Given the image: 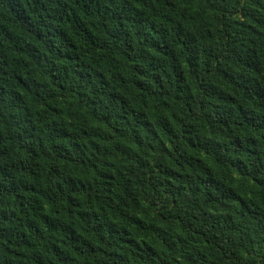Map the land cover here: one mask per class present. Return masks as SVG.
<instances>
[{
  "label": "trees",
  "instance_id": "trees-1",
  "mask_svg": "<svg viewBox=\"0 0 264 264\" xmlns=\"http://www.w3.org/2000/svg\"><path fill=\"white\" fill-rule=\"evenodd\" d=\"M0 264H264V0H0Z\"/></svg>",
  "mask_w": 264,
  "mask_h": 264
}]
</instances>
